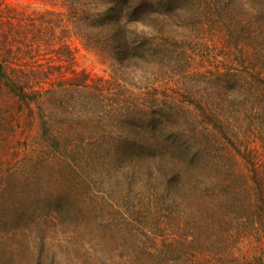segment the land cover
Segmentation results:
<instances>
[{"label": "rangeland", "instance_id": "1", "mask_svg": "<svg viewBox=\"0 0 264 264\" xmlns=\"http://www.w3.org/2000/svg\"><path fill=\"white\" fill-rule=\"evenodd\" d=\"M149 1L0 0V264H264L256 198L195 228L264 162V0Z\"/></svg>", "mask_w": 264, "mask_h": 264}, {"label": "trees", "instance_id": "2", "mask_svg": "<svg viewBox=\"0 0 264 264\" xmlns=\"http://www.w3.org/2000/svg\"><path fill=\"white\" fill-rule=\"evenodd\" d=\"M146 7L148 8L151 4L154 6L153 1L145 0ZM138 5V4H137ZM142 3H140L135 8L132 7L133 12H140L142 9ZM140 9H139V8ZM114 9V8H113ZM101 16L103 14H100ZM102 33L99 31L100 34H96L97 36L93 40L92 43L96 45L102 44L104 42V36L107 35V41H111L110 33H120L122 34L121 29H117L114 27L113 30L107 32L101 24ZM107 33H106V32ZM125 33V32H124ZM103 36V37H100ZM1 73L3 76H6L7 73L2 71V66L0 65ZM12 91H17L21 98H24V88L20 86L18 83L13 84L11 87ZM53 140L55 139L54 137ZM247 154V153H246ZM247 156H250L247 154ZM227 172H225V176L220 181L218 190L213 194L211 197L212 201H215V204H211L206 211L205 216L200 214L199 220L196 221V226L198 230H205L208 235L211 237H219V242H223L222 236L226 238L227 248H231L245 235L243 232L246 230L247 226L249 229L252 228V225L255 223V219L250 217V212L248 209L252 206L253 197L256 198V201H260L263 203L261 210L264 211V162L260 163L259 165L252 163V173H253V180L256 184V187H252L249 185V180L247 179L244 173H241L238 170V166L234 164H230L227 167ZM193 190V189H192ZM176 200V199H175ZM174 200V202H175ZM175 206V204H174ZM171 207V206H170ZM169 207V208H170ZM173 211V209H172ZM183 213V215H179L186 220L185 221V229L183 232L188 233L189 231L186 228H189V215H185L180 209L179 211H174L173 214ZM178 216V215H177ZM175 218V217H170ZM192 225L195 224L194 218L191 217ZM264 225V222H262ZM196 231V230H195ZM246 233V232H245ZM194 234L193 236H195ZM183 237V236H182ZM181 237V240H182ZM186 238V237H185ZM186 241H184V244ZM173 247H178L177 243L167 244L166 252L171 250ZM181 254L188 255L187 250H181ZM44 264V263H41ZM48 264H56L55 261L50 259ZM90 264L91 261H90ZM145 264V263H144Z\"/></svg>", "mask_w": 264, "mask_h": 264}]
</instances>
